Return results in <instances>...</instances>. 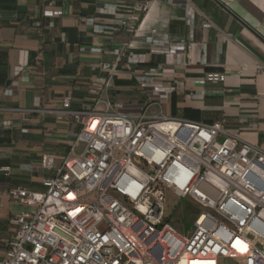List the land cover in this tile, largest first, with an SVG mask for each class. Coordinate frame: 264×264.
Instances as JSON below:
<instances>
[{"label": "crops", "instance_id": "0c3cea01", "mask_svg": "<svg viewBox=\"0 0 264 264\" xmlns=\"http://www.w3.org/2000/svg\"><path fill=\"white\" fill-rule=\"evenodd\" d=\"M141 1L0 0V260L14 235L11 217L30 209L9 188L45 190L43 155L60 166L81 130L56 111L65 98L71 111L94 104L102 63L118 62L102 101L134 114L222 120L264 150V0H149L144 11ZM210 72L225 82H197ZM170 86L168 96L157 91Z\"/></svg>", "mask_w": 264, "mask_h": 264}, {"label": "built area", "instance_id": "2783aa9c", "mask_svg": "<svg viewBox=\"0 0 264 264\" xmlns=\"http://www.w3.org/2000/svg\"><path fill=\"white\" fill-rule=\"evenodd\" d=\"M149 6L137 3L143 11ZM161 47L178 53L189 45ZM117 67L100 65L107 75L93 105L71 111L65 98L56 111L81 130L60 166L53 154L43 155L45 190L9 188L11 200L30 209L11 217L14 235L0 264H264V150L222 120L134 114L121 101H102ZM225 80L210 72L197 82ZM168 190L205 208L188 234L167 221Z\"/></svg>", "mask_w": 264, "mask_h": 264}, {"label": "rangeland", "instance_id": "374dc122", "mask_svg": "<svg viewBox=\"0 0 264 264\" xmlns=\"http://www.w3.org/2000/svg\"><path fill=\"white\" fill-rule=\"evenodd\" d=\"M221 141L222 138H219ZM167 197V221L171 222L174 227L184 234H188L194 225L197 216L205 209L200 204L190 198H178L173 192L166 191ZM105 226L102 225L103 229ZM222 264H239L234 260H221Z\"/></svg>", "mask_w": 264, "mask_h": 264}]
</instances>
